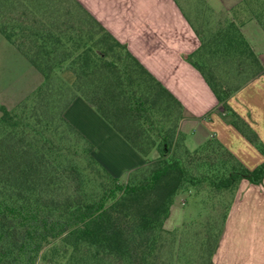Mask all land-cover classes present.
Here are the masks:
<instances>
[{"label": "trees", "instance_id": "obj_1", "mask_svg": "<svg viewBox=\"0 0 264 264\" xmlns=\"http://www.w3.org/2000/svg\"><path fill=\"white\" fill-rule=\"evenodd\" d=\"M74 2L80 22L65 27L58 22L60 8L53 12L42 2L31 19L24 9L16 22L12 15L0 22L1 32L44 76L31 102L16 109L0 106V264H35L50 244L60 249L57 240L70 264H159L164 233L172 232L165 221L176 194L187 185L208 182L234 197L242 179L264 180V159L250 168L220 139L190 149L183 138L172 150L169 130L155 136L166 115L176 111L177 119L183 117L181 101L79 0ZM256 15L264 20L263 12ZM82 18L91 23L87 30ZM196 31L202 43L189 59L231 110L232 123L264 155V140L230 107L228 94L203 65L208 54H246L258 67L256 76L264 69L259 56L233 18L211 39ZM64 62L74 72L71 84L58 77ZM77 95L145 157L127 182L102 165L94 143L66 118L64 111ZM70 133L82 139L80 152ZM219 148L229 158L214 154Z\"/></svg>", "mask_w": 264, "mask_h": 264}, {"label": "crops", "instance_id": "obj_2", "mask_svg": "<svg viewBox=\"0 0 264 264\" xmlns=\"http://www.w3.org/2000/svg\"><path fill=\"white\" fill-rule=\"evenodd\" d=\"M79 1L181 101L180 129L187 131V146L189 133L196 147L215 136L248 167L263 161L264 155L232 123L231 110L189 59L202 41L180 0ZM220 1L264 67V20L249 13L244 0ZM1 43L10 46L5 40ZM10 48L21 53L14 45ZM226 100L264 140V73L229 93ZM64 114L94 143V155L113 175L121 177L145 163V157L83 96H75ZM211 264H264V180L240 181Z\"/></svg>", "mask_w": 264, "mask_h": 264}, {"label": "rangeland", "instance_id": "obj_3", "mask_svg": "<svg viewBox=\"0 0 264 264\" xmlns=\"http://www.w3.org/2000/svg\"><path fill=\"white\" fill-rule=\"evenodd\" d=\"M180 1L186 8L193 24L205 39H211L220 26L223 27L227 24L228 19H234L232 13L222 10L220 0ZM244 1L246 4H243V6H248L249 13L254 15L257 12H263L264 16V0ZM40 2L43 5H49L48 7H51L53 12L60 8L61 15L58 22L62 21L64 27L71 21L80 22L81 11L77 9L74 0H13L11 3L8 0H2L0 2V22H6L5 20H9L11 15L15 18L13 21L16 22L19 17L23 16L22 10L24 9L29 11L28 16L31 19L33 10L39 8ZM66 9H70L72 13H63ZM34 13L37 16L39 15L36 11ZM46 18L52 19V16L48 17L47 15ZM81 23L84 25V30H87L91 24L83 18ZM82 34L84 35L85 31ZM3 40L8 43L7 45H10L9 48L2 45L1 41ZM13 45L22 54L19 51L12 50L14 48L10 47H13ZM117 49L121 51V48L117 47ZM203 63L208 71L211 69L213 72V80L216 85L221 90L226 91L227 94L264 73V69H262L258 75H254L258 71V67L250 62L246 54L230 58L223 54H208ZM57 72L58 77L64 79L66 83H73L74 72L70 68L69 62H64ZM43 81L44 76L40 70L28 60L18 45L10 41L0 30V106L16 109L23 101L31 102L37 88ZM68 96L69 93L63 98L61 97L57 104L63 106ZM1 115L2 109L0 108V117ZM163 119L160 122L161 124H157L153 133H155V136L158 134V137H161L165 134V130H169L173 150L177 143L182 144L187 131H181V119H177L176 111H173L171 115H166ZM70 135L72 140L77 142L80 152L83 147L82 139L74 133H70ZM208 140L216 141L218 138L210 136ZM188 146L191 149L196 148L194 138L190 133ZM213 153L210 156L217 154L223 158H229L228 153L222 148ZM158 155L159 152L155 149L154 157ZM133 170L119 177L121 181L127 182ZM232 194L230 191H219L210 186L208 182L187 185L177 193L171 205L168 220L166 219L168 226L165 221V227L171 229L172 232L164 233V245L159 253V264H207L208 260L214 255L217 240L224 226L226 212L233 197ZM55 243L60 246V249L58 247L53 248L50 244L41 253L35 264H70L69 254L63 256L64 246L62 243L59 240Z\"/></svg>", "mask_w": 264, "mask_h": 264}]
</instances>
